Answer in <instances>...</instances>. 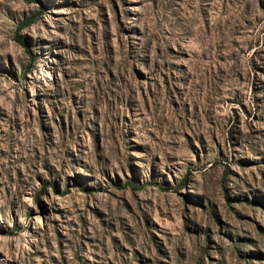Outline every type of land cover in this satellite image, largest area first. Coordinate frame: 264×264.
Listing matches in <instances>:
<instances>
[{
  "label": "rangeland",
  "instance_id": "1",
  "mask_svg": "<svg viewBox=\"0 0 264 264\" xmlns=\"http://www.w3.org/2000/svg\"><path fill=\"white\" fill-rule=\"evenodd\" d=\"M0 264H264V0H0Z\"/></svg>",
  "mask_w": 264,
  "mask_h": 264
},
{
  "label": "trees",
  "instance_id": "2",
  "mask_svg": "<svg viewBox=\"0 0 264 264\" xmlns=\"http://www.w3.org/2000/svg\"><path fill=\"white\" fill-rule=\"evenodd\" d=\"M21 45L23 44V43H20Z\"/></svg>",
  "mask_w": 264,
  "mask_h": 264
},
{
  "label": "bare ground",
  "instance_id": "3",
  "mask_svg": "<svg viewBox=\"0 0 264 264\" xmlns=\"http://www.w3.org/2000/svg\"><path fill=\"white\" fill-rule=\"evenodd\" d=\"M53 33V32H52Z\"/></svg>",
  "mask_w": 264,
  "mask_h": 264
}]
</instances>
